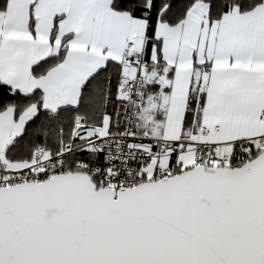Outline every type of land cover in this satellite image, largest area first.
I'll use <instances>...</instances> for the list:
<instances>
[{"label": "snow or ice", "instance_id": "1", "mask_svg": "<svg viewBox=\"0 0 264 264\" xmlns=\"http://www.w3.org/2000/svg\"><path fill=\"white\" fill-rule=\"evenodd\" d=\"M0 264H264V0H0Z\"/></svg>", "mask_w": 264, "mask_h": 264}]
</instances>
